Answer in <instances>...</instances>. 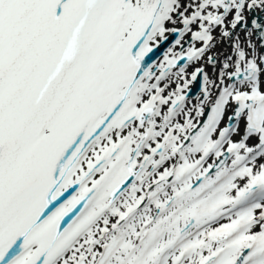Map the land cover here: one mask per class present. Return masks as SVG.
Instances as JSON below:
<instances>
[{
	"label": "snow or ice",
	"instance_id": "snow-or-ice-1",
	"mask_svg": "<svg viewBox=\"0 0 264 264\" xmlns=\"http://www.w3.org/2000/svg\"><path fill=\"white\" fill-rule=\"evenodd\" d=\"M247 10L264 0H0V264H264V55L237 37L217 80L192 72L195 117L179 82Z\"/></svg>",
	"mask_w": 264,
	"mask_h": 264
},
{
	"label": "bare ground",
	"instance_id": "bare-ground-1",
	"mask_svg": "<svg viewBox=\"0 0 264 264\" xmlns=\"http://www.w3.org/2000/svg\"><path fill=\"white\" fill-rule=\"evenodd\" d=\"M187 2V0H186ZM198 2V0H197ZM213 11H215L213 9ZM234 13L230 14L229 17L226 18V28L227 30L231 33V36L228 38H225L222 36L221 34V27L220 25H214L212 26L211 29V33L214 36L213 40L211 41V46L209 47V49L204 53V55L199 59V60H195L189 63L188 68L186 69V73L183 77L180 78L179 82L182 84L184 82L185 79L191 81V74L192 72H194L197 68H203L204 72L207 73L210 77V79L213 80H217L218 79V75L219 72L222 70L223 68V64L225 63V61L228 58H231L233 61V65H234V61H235V52L233 50V43L236 40L237 37H239V41L241 43V46L246 50V52L249 53L248 58L251 59L252 52H255L256 57L259 58V56L264 55V45H262L260 43V38L258 33L256 32L254 35H252L251 37H249L247 29L252 28L251 26L248 28H245L247 21L249 20V18L251 16H256L260 19L261 22H264V12H260L259 10H247L245 12V21L241 22L235 29H233L231 27V19L233 18ZM207 24V22H205ZM177 27H183L182 23L178 24ZM193 31L196 30H200L199 29V25H193L191 26ZM176 37L175 36H169L167 39L161 40L156 48H154L153 53H150L149 56H151L152 54H155L156 51H158L160 54L155 55L150 61H148L149 63H152L153 65L156 64L155 66V71L153 73V75H159L160 72V68L158 67V65L160 63H163L164 59H165V53L168 50V47H170L174 41ZM249 41L251 42V45H255V48H252L249 44ZM193 43L192 41V37H191V32H188L185 34V37L183 38V48H187L189 46V44ZM195 47H199L203 45V42L201 41H195L194 42ZM175 51H180L181 48L180 46H177L175 49ZM209 56H213L215 57V65H213L212 63H209L208 61V57ZM187 61H181L180 63H185ZM229 70H234V66L229 69ZM173 71H176V69H173ZM241 76H243V73H241ZM202 75L198 76L196 81H191L189 84V87L187 89H185V95H186V100H185V111H187V109L191 108L193 109L192 111V116L195 117V105L197 104V95L201 94V84H202ZM234 79V78H232ZM165 83L168 82V79L165 78ZM228 82H232L231 79L228 80ZM177 87V79L174 77L171 81V83L169 84V88L166 90V92L164 93L165 95L167 94V92H171L174 91ZM214 94L218 93V89H213ZM174 98V97H173ZM202 98V96H201ZM233 106H234V102H232ZM171 105L169 104L168 107H170ZM164 107V106H162ZM166 110V108H165ZM207 111V109H206ZM232 107H229L228 112L226 115H232ZM201 118V119H205ZM180 122H183L186 117L185 116H181L178 118ZM194 122L197 123V127L200 126L199 121L194 119ZM230 123V121L227 120V118H225L222 121V126L226 127L228 126V124ZM232 123H236L235 121H232ZM238 131L236 133H234L231 137V139L233 140V142H239L241 139H243V133L245 130V122L243 120H241L238 125ZM218 138V137H217ZM258 141L255 138H250L248 141H246L247 145L249 147L255 148L256 143ZM185 143H188V141H185ZM227 145H225V153L227 154ZM241 154L243 153V150L241 152ZM233 158L232 154L229 156L228 162L227 164H231V159ZM218 160L217 157L215 156H210L207 159V162L205 164V166H207V163H212L214 164L216 161ZM260 164H264V159H261L259 157H257L256 163L255 165L252 164L251 159L249 157V166L250 167H254V171H258L259 170V165ZM166 166H171V163L167 164ZM214 171H211L214 174ZM158 178V177H157ZM171 177L169 178V180L171 181ZM238 185L240 187H243L244 184L247 183L246 179H238L237 181ZM233 195H235V191H233L232 193ZM261 203H264V201H259ZM227 220V217L223 218L221 221H218L217 223H214L212 225V227H217L219 226V224L225 223Z\"/></svg>",
	"mask_w": 264,
	"mask_h": 264
},
{
	"label": "rangeland",
	"instance_id": "rangeland-1",
	"mask_svg": "<svg viewBox=\"0 0 264 264\" xmlns=\"http://www.w3.org/2000/svg\"><path fill=\"white\" fill-rule=\"evenodd\" d=\"M259 212V210H257V213Z\"/></svg>",
	"mask_w": 264,
	"mask_h": 264
}]
</instances>
